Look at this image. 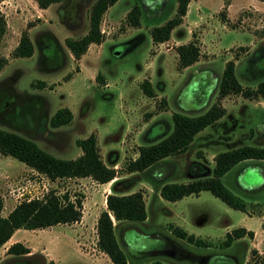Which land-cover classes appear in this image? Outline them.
Instances as JSON below:
<instances>
[{"label": "rangeland", "instance_id": "obj_1", "mask_svg": "<svg viewBox=\"0 0 264 264\" xmlns=\"http://www.w3.org/2000/svg\"><path fill=\"white\" fill-rule=\"evenodd\" d=\"M92 2L62 0L40 7L37 0H0L6 21L0 40V56L5 58L0 67V127L32 138L64 158L81 153L77 138L91 132L96 135L103 160L117 170L114 188L119 192L139 189L145 198V220H114L128 264H151L156 259L164 264H264V251L250 246L252 237L235 239L229 246L221 243L224 227L254 225L257 217L245 220L244 211L229 206L209 190L176 200L163 198L161 183L147 171L126 170L140 144L155 142L172 130L174 112L197 115L214 102L221 104L218 85L227 60H234L235 75L244 86L264 79V11L243 7L228 15L227 4L218 7L219 0H204L203 5L192 0L188 15L172 29L169 39L153 42L150 29L174 14L177 1L116 0L100 22L103 43L93 42L75 57L65 38L88 30ZM135 3L141 7L137 26L131 25L126 15ZM23 32L33 44L29 56L14 53ZM189 40L196 41L200 55L193 65L178 67L175 47ZM143 79L150 80L154 95L143 92ZM233 102L235 122L225 116L206 127L186 150L169 155L154 171L163 168V180L184 181L192 176L187 165L194 159L212 166L220 150L264 143L263 133L253 140L243 136L264 132V109L241 95ZM63 106L70 108L72 119L51 126L50 116ZM198 150L205 159L197 155ZM246 166L234 165L230 176ZM226 177H222L225 183ZM261 177L253 169L244 173L252 182ZM113 180L101 183L90 176L52 180L13 156L0 159L2 213L20 201L14 194L20 188L24 197L42 196L52 188L60 194L67 192L71 198L79 197L82 216L78 221L30 230V238L34 243H45L51 237L57 240L60 259L56 264H114L98 248L96 233V220L106 207ZM230 189L247 203L256 194L260 204H248V210L259 213L264 207V188L246 192ZM173 224L192 229L188 231L203 237L206 245L178 236ZM23 258L16 260L24 263ZM44 263L38 254L30 258V264Z\"/></svg>", "mask_w": 264, "mask_h": 264}, {"label": "trees", "instance_id": "obj_2", "mask_svg": "<svg viewBox=\"0 0 264 264\" xmlns=\"http://www.w3.org/2000/svg\"><path fill=\"white\" fill-rule=\"evenodd\" d=\"M60 1L62 0H37V3L40 7H47L51 3ZM115 1L93 0L89 7L88 30L81 36H68L65 38L67 47L75 57H80L87 50L90 43H100L103 40L100 22L105 10ZM176 1L174 14L163 23L154 25L150 29L153 42H162L169 39L172 29L182 22L190 0ZM228 3L229 0H224V5ZM140 13L141 7L138 3H135L128 10L126 15L131 25H139ZM5 30L6 21L0 9V40ZM175 49L178 56V67L192 64L200 55V48L195 40L177 44ZM14 53L20 56H29L33 53V44L26 32H23ZM4 61L5 58L0 56V67ZM234 68V60H227L218 85V92L221 97L231 92L241 93L243 96L250 98L264 96V79L260 80L255 87L244 86L236 77ZM140 87L146 95H154L155 91L150 80L143 79L140 82ZM224 113L225 108L219 102L212 103L204 112L197 115L174 112L172 114V130L159 137L155 142L140 144L137 156L127 162L126 170L128 172L147 171L155 180L157 179L156 181L161 183L159 192L163 198L176 200L184 195L198 193L206 189L229 206L247 211L246 200L228 188L223 183L221 176L243 159H264V144L243 143L220 150L214 155L212 166L200 160H193L188 168L192 177L187 181L163 180V168L160 171H154V168L159 163L165 162L169 155L186 150L197 132L216 122ZM72 117L73 114L69 107H59L50 116L49 123L54 127L59 126L68 123ZM76 143L81 147L80 154L69 158L58 157L42 148L34 139L0 127V153L17 158L35 170L44 173L52 180L90 176L103 183L116 177V168L103 160L97 137L93 132L85 137L77 138ZM197 155L202 156V151L198 150ZM203 159L205 158L203 157ZM116 181V179L113 180L111 191L106 194V207L99 212L96 220L97 246L109 256L114 264H128L127 255L121 248L115 234L114 220H145L147 210L142 190L119 192L114 188ZM2 208L3 197L0 195V246L9 239L18 227L44 228L56 223H72L78 221L82 216L81 198H71L67 192L60 194L53 188L42 196L19 201L6 215L2 213ZM173 232L196 245H206L203 238L189 233L179 226H174ZM244 235L253 237L254 231L247 230L243 226L234 227L226 231L221 243L224 246H229L235 239ZM30 251V247L21 241L13 242L7 249L8 253L15 255H24ZM34 256L35 254L24 257V263H19L16 259L13 261L16 264H30V258ZM41 257L45 262L43 255ZM44 264H54V262L50 259ZM151 264L164 263L156 259Z\"/></svg>", "mask_w": 264, "mask_h": 264}, {"label": "crops", "instance_id": "obj_3", "mask_svg": "<svg viewBox=\"0 0 264 264\" xmlns=\"http://www.w3.org/2000/svg\"><path fill=\"white\" fill-rule=\"evenodd\" d=\"M191 1L192 0H190L189 3H188V8H187L186 14L184 15V18L186 17V15H188ZM198 1H199L200 5H203L204 0H198ZM223 5H224V0H219L218 7H221ZM243 7H249L253 11H255V10L261 11V9L264 11V1H262V0H229V3L227 4V13H228V15H231V14H233L234 10H237V9H240V8H243ZM109 8L110 7H108L105 10V12L103 13V16L106 13L109 12V10H110ZM102 43L103 42H101L100 44H102ZM92 44H93V42L90 43L89 46H91ZM193 64L194 63H192L190 65H187L185 67L191 66ZM255 86L256 85H252L251 87H255ZM239 95L243 96L240 93H233V94L232 93H228V94L224 95L221 98V105L225 108V113L219 119H217L216 122L218 120H220V119H224L225 116L229 117L231 119L232 123L236 121L237 115L235 113L231 112L232 111L231 109L235 105V102H233V100L238 99V96ZM243 97L246 100L255 101L254 105H258L260 108L264 109V96L252 97V98L245 97V96H243ZM216 122H214V123H216ZM208 126H210V125H208ZM208 126H206V127H208ZM206 127H204L202 130H200L201 132L200 131L197 132L195 134L194 138L197 137L199 135V133H204L203 131H204V129ZM259 133H261V134L263 133V135H264V132L263 131L258 132V133L255 132V131H252L250 133L243 134V136L245 135L248 139H250V140L252 139L253 140V139H256V137L258 135H261ZM248 144L263 145L264 143H257L256 142V143H248ZM7 157L10 158V159H12V156L11 155H4V154H1L0 153V159H4V158H7ZM194 160H197V159H194ZM244 163H246V165H247L246 168H243V169L240 168L239 173L236 171L237 173L235 172L236 174H234V176H230V173H231L234 165L235 166L236 165H242ZM189 164L187 165V168H189ZM234 165L221 176V179H222V177L224 175L227 176L226 177L227 178L226 183L222 179L223 183L227 187L228 186H231L230 188H237L239 192H242V191L243 192H246V191H256V190H259V189L262 190L264 188V159L247 158V159H243V160L237 162ZM249 169H253V170L259 171V173L262 176L261 179H260V181H258V182H252L248 178H244L245 171L246 170H249ZM187 180H184V181H187ZM203 190H206V189H203ZM201 191H199L198 193H191V194H199ZM248 204H256V205H259L260 204V202L257 199L256 194H254L253 201L247 203V206H248ZM10 210H8V212ZM7 213H5L4 215H6ZM243 217H246V218H244L245 220H247V217L248 218L257 217L256 218L257 220L254 223V225H250L249 223H246V224H242V225H238V226H243L247 230L250 229V230H253L254 231V236L252 238H250V240H251L250 241V246L253 247V248H255V249H258L260 252H263L264 251V247L261 246V243L264 240V223H263L264 222V207L261 209V211L259 213L252 212V211H250V209L248 210V207H247V211H244V216ZM72 223H74V222H72ZM67 224H70V223H67ZM173 225L174 226H179V227L183 228L184 230H186L187 232H189L188 230H192V229H188L187 227H183L180 224H173ZM238 226H235V227H238ZM46 228H48V226L47 227H44V228H33V229L24 228V227H18V228H16L13 231V233L11 234V236L9 237V239L7 241H5L0 246V264H16L13 261V260L16 259V257H19V256H21V257H29V256H31L33 254H35V255L41 254L44 257L45 262H47L48 260L52 259L53 262H54V264H56V261L60 259L59 255H57V253H56L57 243H58L57 240H53L52 237H51L45 243L44 242L34 243L32 241V239L30 238V234H29V231L30 230H40V229H43L44 230ZM232 228H234V227H224V229H223L224 230V234L226 233V231H229ZM189 233H193V232L190 231ZM193 234L196 235L195 233H193ZM196 236H198V235H196ZM199 237H201V236H199ZM246 237H247V235H244V236H242L240 238H237V239H245ZM15 241H21L26 246H29L30 249H31V251L29 253H27V254H24V255H15V254H12V253H8L7 252V249L9 247V245L12 244ZM76 249H77V247H76ZM74 253H76L77 255H80L81 257H84V255H82L79 252H77V250L76 251L74 250ZM85 256H86V254H85ZM87 256H88V254H87Z\"/></svg>", "mask_w": 264, "mask_h": 264}, {"label": "built area", "instance_id": "obj_4", "mask_svg": "<svg viewBox=\"0 0 264 264\" xmlns=\"http://www.w3.org/2000/svg\"><path fill=\"white\" fill-rule=\"evenodd\" d=\"M24 189L23 188H20L18 190H16L14 192V194L16 195L17 198H20V201L23 200V199H29V198H32V197H39V196H27V197H24Z\"/></svg>", "mask_w": 264, "mask_h": 264}]
</instances>
